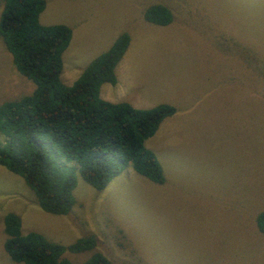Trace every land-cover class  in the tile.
I'll return each instance as SVG.
<instances>
[{
  "label": "rangeland",
  "instance_id": "374dc122",
  "mask_svg": "<svg viewBox=\"0 0 264 264\" xmlns=\"http://www.w3.org/2000/svg\"><path fill=\"white\" fill-rule=\"evenodd\" d=\"M45 1L41 23L72 29L60 74L67 85L120 33L130 35L117 81L102 84L100 96L137 108L175 106L145 142L165 181L127 166L97 190L76 173L75 203L57 215L0 165V264H22L3 248L8 212L24 233L63 245L94 234L110 264H264L255 223L264 210V0ZM154 3L170 9V23L144 19ZM33 88L0 39V103ZM91 253L65 256L82 262Z\"/></svg>",
  "mask_w": 264,
  "mask_h": 264
},
{
  "label": "trees",
  "instance_id": "16d2710c",
  "mask_svg": "<svg viewBox=\"0 0 264 264\" xmlns=\"http://www.w3.org/2000/svg\"><path fill=\"white\" fill-rule=\"evenodd\" d=\"M1 3L0 39L15 68L34 88L0 103V165L23 178L42 210L57 215L67 214L75 203L76 173L97 190L127 166L154 183H164L162 166L145 142L175 113V106L164 102L137 108L100 96L102 84L117 81L115 68L130 44V35L120 33L67 85L60 74L71 27L41 23L45 0ZM143 17L157 25L172 21L170 9L161 3L146 7ZM255 223L264 234V210L256 214ZM3 224V248L16 263L110 264L105 254L95 250L94 234L63 245L37 231L24 233L14 212L4 215ZM86 251L92 253L82 262L65 256Z\"/></svg>",
  "mask_w": 264,
  "mask_h": 264
},
{
  "label": "crops",
  "instance_id": "0c3cea01",
  "mask_svg": "<svg viewBox=\"0 0 264 264\" xmlns=\"http://www.w3.org/2000/svg\"><path fill=\"white\" fill-rule=\"evenodd\" d=\"M166 103V102H165Z\"/></svg>",
  "mask_w": 264,
  "mask_h": 264
}]
</instances>
